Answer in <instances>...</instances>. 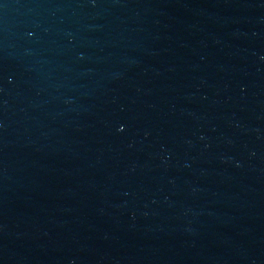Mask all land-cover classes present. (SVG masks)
Masks as SVG:
<instances>
[{
	"label": "water",
	"instance_id": "95a60500",
	"mask_svg": "<svg viewBox=\"0 0 264 264\" xmlns=\"http://www.w3.org/2000/svg\"><path fill=\"white\" fill-rule=\"evenodd\" d=\"M0 264H264V0H0Z\"/></svg>",
	"mask_w": 264,
	"mask_h": 264
}]
</instances>
